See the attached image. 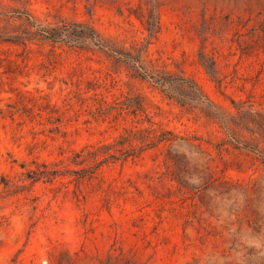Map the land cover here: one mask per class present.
I'll return each mask as SVG.
<instances>
[{
  "label": "rangeland",
  "instance_id": "1",
  "mask_svg": "<svg viewBox=\"0 0 264 264\" xmlns=\"http://www.w3.org/2000/svg\"><path fill=\"white\" fill-rule=\"evenodd\" d=\"M0 264H264V0H0Z\"/></svg>",
  "mask_w": 264,
  "mask_h": 264
},
{
  "label": "trees",
  "instance_id": "2",
  "mask_svg": "<svg viewBox=\"0 0 264 264\" xmlns=\"http://www.w3.org/2000/svg\"><path fill=\"white\" fill-rule=\"evenodd\" d=\"M45 33L47 34V35H44L45 38H51L53 40H56V38H59V36H60L59 33L57 35V31L55 29H50L49 31H47ZM72 38H74L76 41L77 40H80L78 37H72ZM92 156H95L96 157V154L93 151H89V153L87 155L86 154H79L77 156L78 157V160H75L74 162L76 164H82L84 162H88ZM110 156H115V155H110ZM127 156H129V155L127 154ZM97 163H99V162L97 161ZM83 169H85V168H83Z\"/></svg>",
  "mask_w": 264,
  "mask_h": 264
}]
</instances>
